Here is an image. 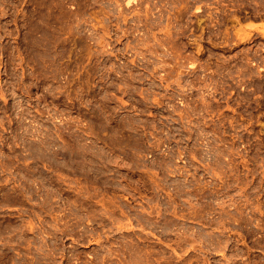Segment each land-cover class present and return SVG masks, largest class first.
I'll list each match as a JSON object with an SVG mask.
<instances>
[{
	"label": "rangeland",
	"instance_id": "374dc122",
	"mask_svg": "<svg viewBox=\"0 0 264 264\" xmlns=\"http://www.w3.org/2000/svg\"><path fill=\"white\" fill-rule=\"evenodd\" d=\"M0 264H264V0H0Z\"/></svg>",
	"mask_w": 264,
	"mask_h": 264
}]
</instances>
